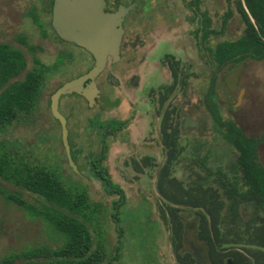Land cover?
<instances>
[{"label": "rangeland", "instance_id": "1", "mask_svg": "<svg viewBox=\"0 0 264 264\" xmlns=\"http://www.w3.org/2000/svg\"><path fill=\"white\" fill-rule=\"evenodd\" d=\"M163 1L159 0L162 12H170L163 5ZM174 1L176 7L171 12L180 16L185 12L182 4L186 0ZM207 1H210L211 8L215 9L213 23L219 31L216 32V37L211 39V45H214L215 41L238 37L244 28V22L240 19L235 0ZM38 2L39 0H0V41L22 48L26 58L23 72L38 64L33 60L35 56L41 58L44 63L52 65L60 48L58 44L49 43L48 39H43L39 35L38 26L30 13L36 4H39ZM35 11L38 13L37 16H42L36 8ZM227 12L229 14L225 16ZM159 22L154 21L152 30L156 29L160 33L162 28ZM178 23L181 24V19L175 22V24ZM185 27L187 28V25L184 28L180 26L184 30ZM179 31L175 27L168 32L174 48L183 40L177 36ZM183 37L185 38L184 35ZM21 38L25 39V43L20 41ZM188 38L189 36L185 39ZM149 43L150 38L147 37L146 43L138 49V53L144 52ZM28 45H37V48L33 52ZM77 51L81 54V51ZM72 52H75V49ZM204 52L201 51L200 59L189 52L183 56L186 62L192 57L196 63L199 60L201 62L195 65L198 75L188 78L187 87L189 93H193L192 100H197L199 96L203 99V93L208 87V74L204 72L208 71L209 64L203 63ZM177 53L181 57V53ZM129 57L130 49L125 48L122 58L118 62L108 63L107 70L98 76L97 82L101 87V95L96 104L89 106L82 96L71 95V93L63 94L59 99V108L67 117L70 147L85 179L68 164L64 146L60 140V124L49 108L50 93L65 76L69 77L82 69L85 66L82 65V61L72 60L63 67L45 73L40 95L33 113L30 114L31 121L19 118L11 124L9 129L4 127L0 130V140H5L6 146L8 145L11 151L16 150L22 153L31 164L38 163L53 169L60 175L66 188L88 192L89 199L93 202L83 211L80 218L90 229L94 243L105 248L107 254L115 252L116 245L118 246V257L111 264H154L155 254L150 245L151 239L159 238L164 244H167L169 240V231L165 225L163 226L158 208L165 198L156 188V176L159 175L162 166L160 164L141 165L132 156L131 137H135L136 132L147 129L154 138L151 145L154 146L156 143L159 145L158 157L167 156V151L163 150L160 142V117L157 113L152 114V106L143 100L149 85L152 84L154 88H157L162 80L170 82L171 77L166 68L162 67L151 54L149 58L144 57V61L137 68L131 65ZM248 59L249 63L240 75L238 87L233 91L226 90L223 81L224 75L231 66L230 63L221 64L217 61L215 70L212 69V71L215 74L216 91L222 92L221 96H215L220 115L222 118H231L247 135H253L264 132V59ZM211 67L214 68V63H211ZM23 72L18 75V78L22 77ZM135 72L140 78L138 86L129 80ZM240 86L244 87V91L240 101L237 102V90ZM225 93L226 96H224ZM172 103L174 102L170 101V104ZM198 103L200 107L195 115L199 114L205 119L204 110L208 109L206 102L198 101ZM135 116L139 119L137 120ZM206 119L209 122V129L204 131L206 133L194 131L190 134V138H192L191 135L198 137L196 141L194 140L195 143L187 137L181 140L186 148L180 154L179 162L170 168L171 174L178 179L187 181L194 178L197 172H207L200 165H191L187 160L189 158L208 157L223 160L228 158L229 166H225V169H229L236 157V152L228 139L218 130L217 132L214 130L209 116ZM107 120L126 121L114 133L106 134L108 152L101 160L102 165L109 163L108 170L111 169L109 178L122 188L125 195V200L119 207L118 221H115L111 214L114 207L113 201L118 197V193L108 192L104 183L105 179L90 168L91 160L102 149L101 137L105 127H110L105 125ZM147 122L150 124L148 125ZM194 145L200 146V149L196 151ZM154 148L156 147L152 149ZM139 151L142 149L140 148ZM257 151L258 157L264 162V141L258 146ZM159 182L158 189H166L162 175ZM0 185L11 192L18 191L21 197L39 204L33 193L24 187L1 177ZM190 209L183 208L180 211L181 215L189 218ZM240 209L245 216L249 212L246 204L241 205ZM119 232L120 236H118ZM63 241L64 236L49 222L40 216L30 214L21 204L14 200H7L0 194V258L11 252H20L31 247L59 246ZM160 251L158 250L161 259L166 260ZM32 258L44 259L45 257L20 255L13 263Z\"/></svg>", "mask_w": 264, "mask_h": 264}, {"label": "trees", "instance_id": "2", "mask_svg": "<svg viewBox=\"0 0 264 264\" xmlns=\"http://www.w3.org/2000/svg\"><path fill=\"white\" fill-rule=\"evenodd\" d=\"M235 3L244 28L236 38L219 40L211 50L213 57L221 64L228 61L235 63L244 58L264 59V0H235ZM30 13L36 20L34 11ZM20 40L25 43L24 38ZM177 64V60L170 59L173 81L169 89L177 82ZM25 66L24 53L6 41H0V130L33 110L40 95L43 67L33 65L23 72ZM21 72L22 77L16 78ZM208 102L214 114V126L228 139L240 162L239 167L243 169L245 166L247 174L237 169L231 173L217 170L215 173L218 175L213 178L209 173H198L194 178L183 181L171 174L170 164L163 165L160 172L166 189L159 188V191L176 204L167 203L162 217L171 226V239H180L183 222L179 216L177 218L176 210L191 208L199 216V234L208 240L209 248H218L220 258L230 254L239 258L243 252L234 245L241 248L246 238L264 245V164L257 160V147L264 141V132L247 135L234 120L222 118L216 100ZM125 123V120H107L105 125L110 127H105L104 132H112ZM171 124L169 121L163 125L165 133H168L166 129ZM163 143L168 149L167 157H175L176 144L166 138H163ZM106 152L107 145L104 143L90 165L105 179L106 189L118 193L111 212L114 220L118 221L119 207L125 195L122 188L109 179L107 167L100 163ZM72 155L75 157L73 151ZM0 177L30 190L39 204L21 197L18 191L11 192L0 185V194L4 198L21 204L32 215L42 217L64 236L59 246H38L11 252L0 258V264H103L106 259L111 264L118 257V246L115 252L107 254L105 248L94 243L90 229L81 219L83 211L93 202L86 190L66 188L53 169L38 163L31 164L18 151L8 152L5 140H0ZM173 183H176L174 191L171 187ZM244 202L249 205L248 219H244L240 209ZM213 239L217 240L216 244ZM20 255L45 258L13 263Z\"/></svg>", "mask_w": 264, "mask_h": 264}, {"label": "flooded vegetation", "instance_id": "3", "mask_svg": "<svg viewBox=\"0 0 264 264\" xmlns=\"http://www.w3.org/2000/svg\"><path fill=\"white\" fill-rule=\"evenodd\" d=\"M52 2L53 0H39L38 2L39 4H36L35 8L38 11H40L42 16H39V15L37 16L38 13H36L35 8H33L32 10L34 11L36 15V20L34 18L33 20L38 26V32L41 38L48 39L49 43L52 42L54 44H58L60 48H58V52L55 55L54 61H52L53 62L52 65H48L47 63H44V61L41 58L36 57V56L33 58V60L38 63L36 65H40L43 67V70H44L43 76L45 73L52 72L53 69L55 68L63 67V65H66V63L68 64L72 62V60L73 61L75 60L76 62L82 61V65H85L83 66L82 69L77 70L75 73L71 74L69 77L65 76L64 79L58 82L57 84L58 86L65 80L70 79L86 71L93 64L94 59H93L92 54L86 48H84L83 46L79 44H76L73 41L63 39L56 33V31L54 30L51 24ZM105 4H106L105 9L107 10H116L120 4L127 7V10L125 11L123 20H122V25H123L124 30L122 33V38H121V43H120V59L122 58V54L125 48H129L130 57L128 60L132 66L137 68L139 64L142 61H144V57L149 58L151 54V56H153L162 67L166 68L167 72H169V75L171 77L170 82H167L166 80L165 81L162 80L158 84L157 88H154L153 87L154 85L152 84L149 85V87L147 88L145 97H144L145 100L143 101H145L146 103L152 106V110H151L152 114L157 113L160 117L159 135H160L161 147L163 148V150H165V152L168 151V149L163 143V138H166L172 143H175L176 144L175 151H177L176 156L172 158H168L166 155L164 157L163 156L158 157L159 156L158 153L160 150L159 145L157 143L154 146L151 145L154 138H152L153 136L152 133H149L147 129L146 131H138L136 132V134H134L135 137H131V145H132V152H133L132 156L136 160H138V162L141 165H144V166L149 165V164L150 165L160 164L161 166L170 164L171 166H173L179 162L180 154L183 153L184 149L186 148L184 146L185 144L181 140L187 137V139L192 140L195 143L196 138L198 137L191 135L192 138H190V134L194 131L195 132L198 131L201 134L206 133L204 131L209 129L208 127L209 122L206 119L208 116H209V119L211 120L210 123H212V127L217 132V128L214 126V122H215L214 114L211 111L209 107L210 103L208 102L210 99H213V97H214V100H216L215 96L219 97L222 95V92L216 91V79H215V74L212 71V69L215 70V63L217 62V60L213 57L211 50L215 47L218 41L217 42L215 41L214 45H211V39L216 37V32H219L217 31L213 23L214 16H215V9L214 7L211 8L210 1H207V0H186L182 4V9L185 12L180 16H176L171 12L176 7V2L174 0H164L163 1V5L170 11L167 13L162 12V8L159 3V0H105ZM180 19H181V24L179 23L175 24V22H178V20ZM154 21L156 22L160 21L159 22L161 25L160 27L162 28L160 29V33L159 31H156V29H154V31L152 30ZM185 25H187V28L185 27L186 28L185 30L180 28V26L184 28ZM175 27H177L180 30L177 36L183 38V40L179 44H177V46L174 48L172 46L173 42L169 39L168 32L174 29ZM183 35L185 36V38H187L188 36L189 38L185 39ZM147 37L150 38V43L148 46H146V49H144V52L139 54L138 49L146 43ZM29 46H33V48L31 49V51L33 52L37 48V45H29ZM13 47L18 48L23 52L22 48L17 47V46H13ZM73 49H75V52H72ZM77 50L81 51V54L78 53ZM201 51H205L204 52L205 54L203 55V58H204L203 63L205 64L207 62L209 64L208 71L204 72V74H208L209 83H208V87L203 93L204 98L202 99L199 96L197 100H192L191 98H193V95L191 94L193 93H189L190 91L187 87L189 85L188 78L194 75H198L197 73L198 71L197 69H195V65L200 64L201 62L199 60V62L196 63L193 57L189 58V60L186 62L183 56L185 53L189 52L190 54H195L200 59ZM177 52L181 53V57L177 55L178 54ZM140 55H143V56L140 57ZM170 59L172 61L177 60L178 62L177 82L175 86L172 87L171 89H169V85L173 81V74H172V68L169 65ZM247 59L248 58L240 59L236 61L235 63H232L231 61H228L226 63L231 64L229 68V70H231L232 67L236 65L239 61L247 60ZM119 60L115 62H118ZM115 62H111V63H115ZM211 63H214V68L211 67ZM248 63H249V59H248ZM248 63L246 65H248ZM246 65L243 66L242 71ZM105 70H107V67H105L95 77V81L97 85H98V82H97L98 76ZM242 71L239 74L237 84L234 88H230L226 85L224 81V77L226 74L224 75L223 81L225 83L226 90L233 91L238 87V82H239ZM18 75L16 76V78H18ZM43 80H44V77H43ZM129 80L132 84H134L135 86H138V83L140 81L139 74L137 72L133 73L130 76ZM87 81L88 79L86 80V82ZM98 87L100 89L99 91L100 94L96 98L95 104L97 103V100L100 98V95H101L100 85H98ZM241 88H243V91H244V87L240 86L237 90L238 92L237 96ZM72 94L82 96L88 104L87 99L83 95L77 94L75 92L71 93V95ZM224 96H226V93L224 94ZM236 100H237V97H236ZM170 101L174 103L170 104ZM190 101H193V102L190 103ZM198 101H205L206 106L208 107V109L204 110L205 117H206L205 119L203 118L204 116L202 117L199 114L195 115V113L198 111L200 107V103H198ZM32 113H33V110L26 113V115L21 117V119L26 118L25 120L31 121L30 114ZM135 117L137 120L139 119V117L137 116ZM188 118H191L193 120H198L199 123L191 124ZM169 121H171L172 124L170 126H167L166 131H168V133H165L162 128H163V125L164 124L167 125ZM149 124L150 122L148 123V125ZM10 126L11 124H8L5 127L9 129ZM118 129L119 128H117V130ZM115 130L116 129H114L112 132H109V133L103 132V135L101 137L102 144L106 143V140H105L106 134L114 133ZM261 143L262 142H260L258 146ZM151 146L152 148L153 147H156V148L152 149ZM194 146H195L196 151L200 149V146H196V145ZM6 147H7L6 150L8 152L11 151V148H9L8 145ZM140 148L142 149V151H139ZM188 148H190V146ZM107 150H108V145H107ZM13 151H16V150H13ZM73 158L75 159V157ZM187 160L191 165H200L201 167H203L204 171L207 170L206 173H209V176L211 178L216 177L218 175V173H215L217 170L231 173L235 169H237L238 171L243 172V174H247V168H245V166L243 169L239 167L240 162L237 157H234L229 169H225V166L226 167L229 166L227 161H230V160L228 158H225L223 160L219 158L210 159L208 157H193ZM257 160L261 162L262 164H264V162L260 160L259 157L257 158ZM223 161L225 162L224 164L221 163ZM76 163L79 168V165H78L79 163L77 161ZM211 165H216V167H211ZM90 168H91V165H90ZM79 170L81 172V168H79ZM94 172L98 175L97 171L94 170ZM206 173L201 172V174L203 175ZM83 174L84 173L81 172L79 176L81 177L83 176ZM197 174L198 172L196 173V175ZM160 175H161V172L159 170V175L156 176L157 177L156 178V185H157L156 188L159 194H161V192L158 189V183H160L159 182ZM83 178L85 179L84 176ZM175 186H176V183H173L171 185L173 191H174ZM167 203L173 204V205L176 204L168 200L167 198H165V200L161 204L158 205V208H159V213H160L163 226L165 225L169 231V240H168L169 242L167 241V244H164V243H161V239L159 238L151 239L150 245H151L152 251L155 254L154 264H230L229 262H231L232 264H257L259 262H262L264 264V245L259 244V243H254L253 240L248 239V238L244 240L243 246L241 248L238 245H234V247L239 248L243 252V254L239 258L233 256L232 254L225 255L224 257L220 258L217 252L218 248L215 247L213 250L210 249L208 240L199 234V225H198L199 216L198 214L195 213L194 210H191V209L189 212L190 214L189 218H184L183 215H181L180 213L181 210H176L177 218L179 216L183 222L182 223L183 231H181L182 236L180 237V239L178 238L176 240L171 239L170 237L171 226L162 217V213L166 210ZM245 204L249 206L248 203L244 202L243 205ZM188 208H185V209H188ZM225 210L227 211V208H225ZM249 216L250 215L248 212L247 215L244 217V219H248ZM177 218H175V220ZM213 243L216 244L217 240L213 239ZM193 248L199 253V257H197V255L194 253ZM158 250L160 251L162 255L165 256L166 260L161 259V256L159 255ZM228 258L230 259V261H227ZM107 261L108 260L106 259L105 264H108Z\"/></svg>", "mask_w": 264, "mask_h": 264}, {"label": "water", "instance_id": "4", "mask_svg": "<svg viewBox=\"0 0 264 264\" xmlns=\"http://www.w3.org/2000/svg\"><path fill=\"white\" fill-rule=\"evenodd\" d=\"M105 5V0H53L51 8V24L56 33L61 38L86 48L94 59L86 71L59 84L49 96V108L60 124L61 141L67 161L79 174L81 172L73 158L68 138L67 117L59 108V99L63 94L75 92L83 95L89 106L94 105L100 94L95 77L108 63L120 59V43L124 30L122 20L127 7L120 4L116 10H107ZM247 63L248 59L239 61L226 73L224 81L228 87L236 86L239 74ZM242 91L243 88L240 89L237 102L241 99ZM188 119L191 124L199 123L198 120ZM193 251L199 257L194 248Z\"/></svg>", "mask_w": 264, "mask_h": 264}, {"label": "crops", "instance_id": "5", "mask_svg": "<svg viewBox=\"0 0 264 264\" xmlns=\"http://www.w3.org/2000/svg\"><path fill=\"white\" fill-rule=\"evenodd\" d=\"M107 152H108V150H107ZM107 152H106V155H107ZM107 164L109 165V163H107ZM108 165H105L107 167V170H108ZM108 172L111 173V169L110 168H109Z\"/></svg>", "mask_w": 264, "mask_h": 264}]
</instances>
